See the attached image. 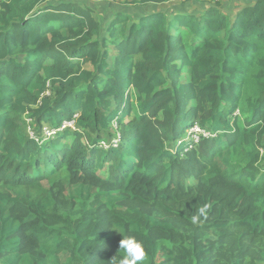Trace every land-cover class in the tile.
I'll return each mask as SVG.
<instances>
[{
  "label": "trees",
  "instance_id": "1",
  "mask_svg": "<svg viewBox=\"0 0 264 264\" xmlns=\"http://www.w3.org/2000/svg\"><path fill=\"white\" fill-rule=\"evenodd\" d=\"M105 1L194 0L0 1V264H112L128 236L145 264H250L229 247L264 236V0L103 26L87 2ZM134 199L207 215L117 212Z\"/></svg>",
  "mask_w": 264,
  "mask_h": 264
},
{
  "label": "rangeland",
  "instance_id": "2",
  "mask_svg": "<svg viewBox=\"0 0 264 264\" xmlns=\"http://www.w3.org/2000/svg\"><path fill=\"white\" fill-rule=\"evenodd\" d=\"M2 1V0H0ZM85 2V1H82ZM200 2V1H199ZM88 4H90L95 10H96V17L102 22L103 26H105L113 17V15L120 11V10H124V11H133V18H137L138 13H140V11H143L149 7H142V8H137V7H132L129 4H121L118 3L116 1H105V2H87ZM175 5H184L183 2H170L167 3L165 5H163L165 7L164 10H170V7H173ZM162 6H160L161 8ZM133 8V9H132ZM135 14V15H134ZM185 75L183 76V79L181 80V82H186L188 80V73H187V69L185 68ZM239 112H235V114H238ZM239 118L238 120H240L241 122L244 120L243 116L241 114H238ZM233 117V116H232ZM27 126H25L26 128ZM26 132H30V134H32L31 130L29 131V129L26 130ZM185 138L187 139H191L190 136L185 135ZM117 137H114L110 140V143H116L117 144ZM107 143L104 144V146H106ZM171 149L175 148V144H169L168 145ZM260 155L262 156L261 159V167L264 168V146L262 148H260ZM69 179H68V183H69ZM195 180L193 179H189L187 181V184H194ZM43 186L42 187H48L50 184L47 183L46 181L43 182ZM65 193V191H64ZM121 207L117 208L118 211L122 214H124L125 216H127L128 218H134V214L135 212L133 211L134 208L136 207H140L141 211H153V212H157L159 211V213L162 214V217L164 220H168L173 222V217L177 216L178 213V207L181 209L182 213H186V217L190 218L193 216V212H191L192 208L185 205L184 203L181 202H177V203H173L174 205H172V209L174 210L173 212H168L166 211L162 206H157L156 208L150 203L148 202L147 204L143 205L142 202L140 203L139 199H134L133 201H124L123 203H120ZM108 218L112 219L110 216V212H108ZM137 217V216H135ZM180 219L184 220L182 217H180ZM119 223L123 221L122 220H117ZM115 230V229H114ZM114 238H120L121 234L118 233V231H114ZM158 235H163V234H158ZM29 246V245H26ZM241 245H239L237 243V245L233 244L231 247H229L230 251H235V256L240 255V256H244L246 258V260L250 263V264H264V236L262 235H258V234H254V235H249L247 240L244 242V245L242 247V249L244 248H249L248 251L244 254L243 251L241 250ZM228 250V251H229ZM64 254V253H63ZM242 256V257H243Z\"/></svg>",
  "mask_w": 264,
  "mask_h": 264
},
{
  "label": "clouds",
  "instance_id": "3",
  "mask_svg": "<svg viewBox=\"0 0 264 264\" xmlns=\"http://www.w3.org/2000/svg\"><path fill=\"white\" fill-rule=\"evenodd\" d=\"M207 209L208 205L199 207L196 214L191 217V222L193 224L199 223L201 218L206 217ZM119 250L122 251L123 255L118 259L114 256L111 259L112 264H145L146 252L144 245L135 237H123L119 241Z\"/></svg>",
  "mask_w": 264,
  "mask_h": 264
},
{
  "label": "crops",
  "instance_id": "4",
  "mask_svg": "<svg viewBox=\"0 0 264 264\" xmlns=\"http://www.w3.org/2000/svg\"><path fill=\"white\" fill-rule=\"evenodd\" d=\"M200 1V2H199ZM222 4V7L223 9L226 11V12H229V13H233L235 12L236 10H238L239 8H241L242 6H245V5H249L251 3H253L255 0H219ZM171 2H178V1H171ZM170 3V2H168ZM167 4V3H165ZM165 4H162V5H159V4H151V5H148L146 7H149L147 9H157V8H160V6H162L160 9H165V7L163 5ZM207 8V2L206 1H203V0H194V1H191L189 3H186L184 5H175L173 7H170V10L171 11H187V12H193V13H200V12H204Z\"/></svg>",
  "mask_w": 264,
  "mask_h": 264
},
{
  "label": "built area",
  "instance_id": "5",
  "mask_svg": "<svg viewBox=\"0 0 264 264\" xmlns=\"http://www.w3.org/2000/svg\"><path fill=\"white\" fill-rule=\"evenodd\" d=\"M207 1L212 2V1H216V0H207ZM74 125H75L74 121L73 120H69V121H62V123L59 126V128H51V127H48V126H44L43 129H42V132H43L42 134L45 137H50L53 134H55L56 132L61 131V130L65 129V128L74 129ZM200 135L206 136V135H208V132H206L205 130L199 128V126L197 124H193L188 130V136H190L191 139L194 142H197ZM102 144L104 145L105 143L102 142ZM112 145L115 146L117 144L113 142Z\"/></svg>",
  "mask_w": 264,
  "mask_h": 264
},
{
  "label": "water",
  "instance_id": "6",
  "mask_svg": "<svg viewBox=\"0 0 264 264\" xmlns=\"http://www.w3.org/2000/svg\"><path fill=\"white\" fill-rule=\"evenodd\" d=\"M91 6V5H90ZM131 12V11H130ZM140 12H142V11H140Z\"/></svg>",
  "mask_w": 264,
  "mask_h": 264
}]
</instances>
